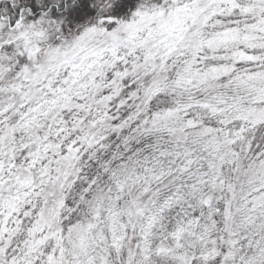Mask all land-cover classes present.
I'll return each mask as SVG.
<instances>
[{"label":"snow or ice","instance_id":"1","mask_svg":"<svg viewBox=\"0 0 264 264\" xmlns=\"http://www.w3.org/2000/svg\"><path fill=\"white\" fill-rule=\"evenodd\" d=\"M0 264H264V0H0Z\"/></svg>","mask_w":264,"mask_h":264}]
</instances>
